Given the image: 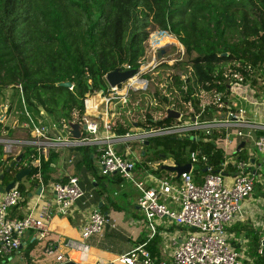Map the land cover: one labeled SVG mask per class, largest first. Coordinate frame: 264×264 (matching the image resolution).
<instances>
[{
	"label": "trees",
	"instance_id": "16d2710c",
	"mask_svg": "<svg viewBox=\"0 0 264 264\" xmlns=\"http://www.w3.org/2000/svg\"><path fill=\"white\" fill-rule=\"evenodd\" d=\"M154 28L173 34L183 45L185 58L174 64L163 62L143 74L155 89L129 91L127 109L121 115L130 112L133 120L117 121L113 125L115 133H126L135 123L140 125L136 108L145 104L143 117L149 126L176 121L168 116L155 119L152 108H174L185 115L190 102L192 115L196 114L203 92L230 94L231 78L225 74L239 72L243 81H250L253 86L259 82L256 77L264 79V0H0V95L11 91L14 108L19 111L20 120L25 119L15 86L21 83L33 113L72 122L75 113L78 117L84 113L87 94L107 89L104 75L124 69L125 65L139 69L145 42ZM65 81H70L72 88L59 84ZM139 91L147 94L149 101L154 99L156 105L143 101L144 97L140 104L135 102ZM214 114L213 109L207 108L203 117ZM3 130L9 133L11 127L0 121V135ZM221 136L215 132L209 141L192 135L151 137L140 151L145 158L136 167L152 172L156 163L155 172H160L166 170L162 168L163 157L171 156L172 164L183 165L190 163V153L196 151L199 162L192 172L196 182H200L207 167L220 169L224 152L217 137ZM72 149L80 155L78 165L95 172L91 150L85 146ZM243 149L244 146L236 153L249 158ZM21 152L19 161L15 160L17 155L4 160L6 152L0 143L2 182L8 184L19 170L27 168L26 164L30 173L25 178L40 174L42 181L47 182L53 153L50 151L47 158L40 156L37 167L30 164L38 156L35 149L23 147ZM114 175L124 179L120 174ZM178 178L173 174V179ZM16 186L22 195L27 194L22 181ZM256 187L259 194H264L260 183L256 182ZM238 229L240 224L229 227L230 231ZM249 233V253L258 256L253 262L260 264L264 261L261 236L257 230L248 232V236ZM231 243L237 244L234 240Z\"/></svg>",
	"mask_w": 264,
	"mask_h": 264
},
{
	"label": "built area",
	"instance_id": "2783aa9c",
	"mask_svg": "<svg viewBox=\"0 0 264 264\" xmlns=\"http://www.w3.org/2000/svg\"><path fill=\"white\" fill-rule=\"evenodd\" d=\"M146 51V49H145ZM145 56V55H144ZM144 58V57H143ZM135 74L119 85H110L107 89L87 94L84 98L85 111L72 122H78L86 129H81V136L76 138L71 133L69 122L66 120H44L37 116L27 105L26 96L21 83L15 86L19 90L25 120L22 121L27 133L20 138H1L0 143L8 153L18 155L23 147H30L37 151V158L30 164L40 167V156L48 157L51 149L58 146H85L95 147L97 161L102 175L120 174L124 179H130L136 185L139 195L137 204L143 212L145 220L152 230L156 232L154 220L167 217L176 224L185 225L191 231L185 237H171L174 248L169 259H155L147 249L146 243L139 244L128 252L118 256L113 262L122 264H241L242 254L232 246L227 234L228 226L237 215H241L242 202L251 195L255 176L264 169V136H258L254 142L255 152L249 153V158L240 157L236 152L239 139L251 137L256 130H263L264 123L249 118L248 108L237 98H230V94L223 92H203L199 112L192 115V105L189 102V112L174 122L163 121L157 125L142 127L138 133H115L110 118L109 104L117 100L126 104L130 90H146L149 80L144 73L154 69L158 64L154 59L143 63ZM146 65V66H145ZM131 69L125 65L121 71ZM230 77L229 84L235 79L243 81L239 72L225 74ZM97 96V102L88 110V102ZM210 96V99H206ZM242 100H246L242 97ZM207 108L215 111L211 117H203ZM167 116V112L163 117ZM159 117L158 119H162ZM2 121V119H0ZM137 123H135L136 125ZM5 131V130H3ZM202 132V139L213 140L215 132L223 134L217 137L224 152V159L220 169L214 171L210 167L201 175L200 182L193 176V168L199 162L196 151L190 153V171L182 172L179 178H160L150 175L151 182L134 177V170L139 157L131 156L132 149L129 143L135 142L144 145L151 137L159 135H173L177 137L194 136ZM199 139V137H197ZM123 145L124 154L117 146ZM243 147V146H242ZM258 152L263 155L260 156ZM205 159V156L202 157ZM29 167L28 164H26ZM38 178L40 174L36 175ZM55 191L53 201H48L41 207L38 217L28 213L21 218L9 216V210L22 200V193L15 185L9 191H0V263H4L8 256L15 254L20 245L21 238L28 230H35L39 238L47 236V227L44 218L50 217L52 211L66 214L72 204L83 195L78 177L70 175L66 181H55L52 184ZM172 205V206H171ZM106 216L94 209L86 223L81 235L83 238L81 251L89 249L85 242L91 236L100 233L105 227ZM261 249H264V210L261 215ZM58 240L48 239L44 248L46 255H55L56 260L65 263V255L58 250ZM95 264H107L97 262Z\"/></svg>",
	"mask_w": 264,
	"mask_h": 264
},
{
	"label": "crops",
	"instance_id": "0c3cea01",
	"mask_svg": "<svg viewBox=\"0 0 264 264\" xmlns=\"http://www.w3.org/2000/svg\"><path fill=\"white\" fill-rule=\"evenodd\" d=\"M259 83L253 86L250 82V85L254 88ZM262 83V91H255L251 95L254 97L250 98L252 100L247 98V96L245 101L242 100V96H239L238 99L248 109L249 103H252L258 113L250 114L247 112L249 118L264 123V79ZM10 102L11 100H7L0 104L1 108L4 109L2 114H0V119L5 125L11 127L9 133L3 131L0 137L20 138L27 133L26 127L22 124L25 119L20 120L19 111L15 110V108L12 109V102ZM42 118L48 121L52 119L47 118L45 114ZM258 136H264V129L254 131L251 137L245 140H243L244 138L239 139L238 145L241 141H245L243 150L253 153L251 149L252 146H255L254 142ZM248 142L249 146L247 145ZM120 146L123 147V145H118L117 149ZM72 148L71 146H58L51 149L53 156L48 165L50 179L44 183L41 176L39 178L38 176L24 178L22 182L25 185L27 194L22 195V200L18 206L16 208H13V206L9 210V214L13 218H20L19 216H24L28 213L38 217L41 207L55 198L52 184L70 175L78 177L83 195L72 204L68 213L63 214L52 211L50 217L44 218L48 232L47 236L39 238L35 230H28L22 236L21 247L15 254H19L22 259L25 258L26 264H62L56 260L55 255H46L44 253L46 241L48 239H56L59 241V252L65 255V263L74 261L75 264H95L97 262L122 264L113 262V260L142 243H146V247H150L149 251H151L155 259H169L174 248L171 243V237H185L191 231V228L176 224L167 217L156 218L154 220L156 232L153 234L137 204L139 191L134 182L128 179L135 188V192L124 190L123 196L119 197L121 193L118 190L112 192L110 186L115 184L123 187L125 179L120 180L119 176L114 174L99 175L89 171L83 165L79 166L80 155H77ZM88 148L91 150V157L95 164L98 162L96 149L95 147ZM14 154L6 152V158L8 156L14 157ZM260 171L256 173L254 181L255 185L258 182L264 187V180L257 179ZM133 175L137 179L142 178L151 182L150 175L145 167H136ZM1 185L6 186L7 184L2 182ZM39 186L42 188L39 189ZM241 208V215L236 216L227 230L233 224H240L241 229L232 231L231 236L229 235L230 239L237 244L230 243L242 254L243 259H248L250 256L249 240L251 237L250 233L249 236L247 235L248 232L257 230L262 236L261 215L264 210V194H255L253 189L251 195L243 200ZM94 209H99L106 216L107 221L100 233L91 236L85 241L89 245V249L82 252L81 248L84 240L81 230ZM258 225L261 227L260 230L257 228ZM8 257L9 259L12 258V255ZM19 259L13 261H19Z\"/></svg>",
	"mask_w": 264,
	"mask_h": 264
},
{
	"label": "rangeland",
	"instance_id": "374dc122",
	"mask_svg": "<svg viewBox=\"0 0 264 264\" xmlns=\"http://www.w3.org/2000/svg\"><path fill=\"white\" fill-rule=\"evenodd\" d=\"M157 46H158V48H157ZM145 49H146L145 56L143 58V63L144 64H146L148 61H150L152 59H154L155 62L158 65L163 63V62H166L168 64H174L177 61L184 60V58H185V49H184L183 45L177 40V38L173 34H170L167 31L158 30L156 28H154V30L152 29L148 40L145 42ZM159 54L161 56H159ZM149 71H152V70H149ZM177 72L179 73L180 70H177ZM256 78H257V80L260 83H259V85H257L254 88L251 87L249 81L237 82L235 79H233L231 81V86H230V95H231L230 98H237L239 96H242V97H246L247 96V98L250 99L252 97L251 95L255 91H260L261 87L263 86L262 85L263 84L262 83V78H260V79H259V77H256ZM148 88H150L151 91H154V89H155L154 85H152L150 82H149ZM10 92L11 91H4V92L1 93V95H0V104H3V102H6L7 100H9V101L11 100ZM134 97L137 98L135 100V102H138V104H140L139 101L141 100V98L144 97L143 101L147 102L150 105L153 104V106L156 105V101L154 99H150V101H149V99H147L149 97L147 96V94H144L143 91L137 92L136 96H134ZM252 98H254V97H252ZM206 99L209 100L210 96H207ZM250 100H252V99H250ZM14 105L15 104L12 103V105H11L12 109L14 108ZM145 107H147L146 104L142 108H139V107L136 108V111L138 112L137 121L140 122V125H135V126H133L130 129V132L132 134L138 133L142 129V127H148L149 126V124L144 120L145 118L143 117L144 116V108ZM126 109H127L126 104H122L121 102H119V101H117L115 99L110 102L109 111H110V118H111L113 124H115L117 121H121V122L122 121H127V122H129V121L133 120V117L130 115L131 114L130 112L125 114L126 117L125 116L122 117L121 114ZM192 109H193V107H192ZM3 110L4 109H2L1 106H0V114H2ZM151 111L153 112V117L155 119H157L159 117H163L165 112H167L166 109L164 110V109H159V108H152ZM188 112H189V106H188L187 113ZM190 112H191V114L194 113V109L192 111H190ZM248 112L250 114H255V113H258V110L255 109V107H254V105L252 103H249ZM183 116L184 115H182V117ZM197 136H202V132H198ZM247 145L249 146V142H248ZM129 146L132 149L130 155L131 156H137V157H139V160L143 161L145 157L140 155V151L143 149V146L139 145L138 143H135V142L129 143ZM251 150H252V152H255V150H256L255 146H252ZM16 151H17V149H14L13 153H16ZM118 151L121 154H124L125 149L120 146V147H118ZM258 154L260 156L263 155L260 152H258ZM149 163L151 164V162H149ZM162 163L165 164V165H171L173 163V159H172L171 156H165L162 159ZM94 165H95V173L101 175V170L99 168L98 162H96ZM156 167H157V165L155 163L153 165V168H151L154 171H152V172L148 171V174L149 175H153L154 174V175H156V176H158L160 178H165V177H170L171 175L176 173V172L169 171V170H163V171H160V172H155ZM257 179L262 180V181L264 180V170L260 171V174L257 176ZM110 190L112 192L115 191V190H118L121 193L119 195V197L123 196L122 193H123L124 190L135 192V188L130 184L128 179H125L123 187H120L119 185L111 184ZM254 193L255 194H259L260 193V191L258 190V187L254 188ZM257 228L260 230L261 229L260 225H258ZM231 232L232 231H230L229 229L227 230V234H228L230 242L233 241V240L230 239ZM249 254H250V256L248 257L247 260L250 259L251 262H246L245 259L241 258L240 259L241 260V264H256L253 261L257 260L258 256H256L255 254H251V252ZM25 257L27 258V256H25ZM19 258H21L19 254H14V255H12L11 259H9V257H8L5 260L4 264H9L13 260L19 259ZM23 259H25V258H23ZM18 262H19L18 264H26L27 261H26V259L25 260H20L19 259ZM260 264H264V261L262 260V262Z\"/></svg>",
	"mask_w": 264,
	"mask_h": 264
},
{
	"label": "water",
	"instance_id": "95a60500",
	"mask_svg": "<svg viewBox=\"0 0 264 264\" xmlns=\"http://www.w3.org/2000/svg\"><path fill=\"white\" fill-rule=\"evenodd\" d=\"M159 56H161L159 54ZM136 70L135 69H129V70H125V71H121L120 69H115L109 73H107L106 75V79L108 80V82L110 83V85L114 86V85H119L120 83L124 82L127 78H129L130 76H132L133 74H135ZM60 85L67 87V88H72V83L70 81H65V82H61L59 83ZM167 116L171 117V118H178L180 116V112H178L177 110H175L174 108H169L167 109ZM70 128H71V133L74 137L78 138L81 136V129H86V126L83 125L81 126L78 122H69ZM194 138V136H192ZM148 143V140L145 141V144ZM245 141H241L238 147H242L244 146ZM23 155V152H20L17 157H16V161H19L21 159ZM6 154L4 155V158H6ZM10 165H13V163H11ZM162 168L169 170V171H173L176 172L177 175H180L182 172L185 171H190L191 169V164L190 163H186L183 165H178V164H171V165H162ZM0 169H2L0 167ZM30 173V168H23L21 170H19L16 175L15 178L13 180H11L6 186H0V191H9L12 187H14L18 182L23 181V179ZM2 174H1V178H2ZM2 183V180L0 179V184ZM42 188L39 186V189ZM21 247V246H20ZM262 252H264V249H262ZM11 259V258H10ZM23 260V259H20ZM0 264H4V263H0ZM65 264H75L74 261H67Z\"/></svg>",
	"mask_w": 264,
	"mask_h": 264
},
{
	"label": "bare ground",
	"instance_id": "6f19581e",
	"mask_svg": "<svg viewBox=\"0 0 264 264\" xmlns=\"http://www.w3.org/2000/svg\"><path fill=\"white\" fill-rule=\"evenodd\" d=\"M171 40V39H170ZM171 44V43H170ZM158 48V46H157ZM160 49V48H159ZM158 52V51H157ZM151 54V53H150ZM97 102V96L93 97L89 100L88 102V110H90V108H92V105L95 104Z\"/></svg>",
	"mask_w": 264,
	"mask_h": 264
},
{
	"label": "flooded vegetation",
	"instance_id": "af4514ba",
	"mask_svg": "<svg viewBox=\"0 0 264 264\" xmlns=\"http://www.w3.org/2000/svg\"><path fill=\"white\" fill-rule=\"evenodd\" d=\"M18 261V260H17ZM17 261H13V262H11V263H9V264H18L19 262H17Z\"/></svg>",
	"mask_w": 264,
	"mask_h": 264
}]
</instances>
